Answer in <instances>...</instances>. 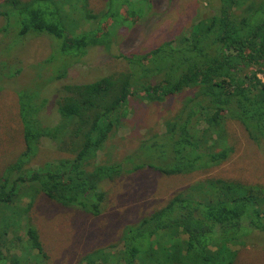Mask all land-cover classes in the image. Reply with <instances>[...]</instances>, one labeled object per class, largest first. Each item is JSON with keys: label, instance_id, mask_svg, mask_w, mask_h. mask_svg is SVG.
<instances>
[{"label": "trees", "instance_id": "16d2710c", "mask_svg": "<svg viewBox=\"0 0 264 264\" xmlns=\"http://www.w3.org/2000/svg\"><path fill=\"white\" fill-rule=\"evenodd\" d=\"M6 1L10 9L0 15L15 34L13 42L5 39L0 55L5 54L8 44L15 45L28 36L47 35L59 40L60 54L79 57L90 46L109 44L107 30H112L122 0H106L110 16L97 20V24H93L95 16L84 3L81 14L75 15L88 22L89 29L80 31L73 30V10L65 12L49 0ZM215 2L219 5L213 6ZM208 4L209 15L198 19L182 36L164 41L142 56H120L126 62L124 71L93 83L62 86L64 96L57 102L60 130L74 126L76 135L83 137L79 139L83 147L74 158L24 170L34 157V144L47 133L33 128L38 126L34 121L39 108L31 109L35 98L32 89L17 91L24 150L0 176V264H43L47 258L36 230L29 224L25 242L33 254L25 257L3 252L8 233L17 224V216L11 213L13 202L19 191L28 199V185H38L43 196L62 206L77 205L76 210L85 214H101L106 192L99 188L133 171H121L119 163L82 168L97 156L106 137L119 129L130 97L161 102L170 95L186 93L180 110L169 118L161 116V136L141 142L134 154L137 158H132L135 171L147 168L170 176L222 165L235 147L227 139V120L238 121L248 139L257 145V154L264 153V84L257 77L261 74L264 78V0H208ZM108 20L112 22L101 26ZM113 44L104 47L110 49ZM17 61H22L21 56ZM62 66L53 81L65 75V64ZM7 68L4 63L0 73ZM76 135L73 139H78ZM260 164L264 163L256 164L255 174ZM123 227L119 240L124 248L107 256L109 261L121 258L125 264H137L138 260L162 264L153 255L158 250L163 255L174 254L176 264H182L192 255L191 250H196L192 259L201 264L210 263V259L215 264H232L236 249L244 247L241 241H256V235L260 240L256 245L261 242L264 246V185L223 178L201 180L172 195L163 206L162 202L150 205L142 219L135 224L124 223ZM168 243H173L171 250L166 247ZM105 248L86 254L82 263L110 264L101 260Z\"/></svg>", "mask_w": 264, "mask_h": 264}, {"label": "rangeland", "instance_id": "374dc122", "mask_svg": "<svg viewBox=\"0 0 264 264\" xmlns=\"http://www.w3.org/2000/svg\"><path fill=\"white\" fill-rule=\"evenodd\" d=\"M5 1L0 0V13L10 9V5ZM49 1L51 5L61 7L65 12L73 10L70 18L75 31L89 29L88 22H82L75 15L81 14L79 9L86 2L88 9L95 16L93 24L110 16L106 11L108 3L106 0ZM218 5L217 2L213 3V6ZM117 12L112 30H107L109 44H101L94 48L90 46L83 56L60 54L59 40L47 35L28 36L15 45L8 44L5 47V54L0 55V66L4 63L8 65V68L5 71L1 70L0 73V176L3 168L14 163L17 155L24 150L17 98L19 89L25 87L32 89L35 98L31 101V109L39 108L36 114L37 121H34L38 126L33 128L35 130L41 128L47 133V136L38 139L37 145L34 144V157L24 170L26 168L36 170L45 163L57 164L61 160L74 158L83 147L81 141L83 137L76 135L78 130H74V126L67 130V125L64 128L66 132L60 130L61 120L57 112V102L64 96L62 86L93 83L106 75L124 71L126 62L119 58L120 56L145 55L164 41L182 36L198 19L207 17L211 10L208 0H122ZM111 22L112 20H108L101 26ZM6 25L5 17L0 15V48L5 46L6 38L13 42L14 29ZM56 41L59 43L57 46ZM112 42L114 44L110 49L104 47H108ZM20 56L22 61H17ZM62 64H65V75L53 81ZM257 77L264 84L263 76L259 74ZM185 96V92L173 94L161 102H148L139 96L128 99L126 115L122 117L119 129L113 130L106 137L97 156L90 161L89 166L82 168L90 170L97 165L119 163L121 171L129 169L133 171L125 172L114 181L104 182L99 188L106 192V202L99 216H91L76 210L79 208L77 205L65 207L50 200L42 195L43 192L36 184L28 185L26 195L29 200L23 197L22 191H19L11 212L17 216V224L7 235L8 241L3 246V252L9 255L24 254L25 257L33 254L28 249V242H25L26 224H29L36 230L47 255L43 264H83L82 258L86 254L110 245H112L110 248L103 249L104 255L101 260H106L110 264H125L121 258L119 261H109L110 258L106 257L123 250L124 246L120 240L124 223L135 224L148 213L150 205L162 202L163 206L172 195L187 190L198 181L210 178L264 185V164L256 168L257 175L254 171L257 163H264V153L257 154V145L248 139L243 126L233 120H227L225 127L228 142L235 147L229 159L220 166L170 176L147 168L137 171L132 169L133 161L137 158L134 154L140 148L141 142L161 136L160 122L163 121L161 116L166 115L169 118L174 115L182 107L181 102ZM124 106L121 111L124 110ZM74 134L78 139H73ZM127 157L130 158L124 161ZM129 159L132 161L127 162ZM136 164L135 162L134 165ZM166 199L168 200L165 201ZM254 236L256 241L240 242L244 247L236 249L237 255L232 256L230 260L232 264H264V246L261 242L256 245L260 240L258 236ZM172 244L168 243L166 247L171 250ZM216 244L221 251V243ZM191 253L192 255L182 264H201L192 259L196 250H191ZM99 254L98 252L97 255ZM153 255L162 264L177 262L174 254L163 255L157 250ZM210 261L202 264H215L212 259ZM137 264L157 262L144 260L142 263L138 260Z\"/></svg>", "mask_w": 264, "mask_h": 264}]
</instances>
